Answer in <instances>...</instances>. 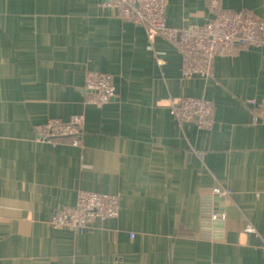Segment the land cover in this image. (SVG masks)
I'll return each instance as SVG.
<instances>
[{
	"label": "crops",
	"instance_id": "crops-1",
	"mask_svg": "<svg viewBox=\"0 0 264 264\" xmlns=\"http://www.w3.org/2000/svg\"><path fill=\"white\" fill-rule=\"evenodd\" d=\"M104 2L0 0V264H264V124L246 105L264 101V48L186 80L173 45ZM238 10L264 20V0H220ZM211 16L206 0L166 7L174 27ZM89 71L114 77L108 104L86 102ZM185 97L214 101L211 129L171 114ZM78 114L84 149L38 139L37 124ZM80 190L116 195L119 216L54 228Z\"/></svg>",
	"mask_w": 264,
	"mask_h": 264
},
{
	"label": "built area",
	"instance_id": "built-area-1",
	"mask_svg": "<svg viewBox=\"0 0 264 264\" xmlns=\"http://www.w3.org/2000/svg\"><path fill=\"white\" fill-rule=\"evenodd\" d=\"M213 16L202 24L186 27L170 26L166 20L168 0H105L108 6L124 21H130L146 28L151 38H158L173 45L182 57V78L186 80H208L218 57L235 52L239 47L264 48V20L253 11L238 10L233 13L220 11V0H206ZM86 102L103 106L111 102L117 87L111 74L89 71L85 75ZM253 110V123L264 124V101L255 98L246 100ZM171 114L178 120L195 123L198 127L211 129L215 123V103L209 98L185 97L170 104ZM85 124L83 115H73L68 120L49 119L35 126V133L43 143L59 144L70 139L71 143L84 149L82 134ZM204 159L205 156L199 153ZM219 196H226L231 190L216 188ZM120 200L116 195L80 190L75 205L57 209L51 219L54 228H70L86 232L95 222L117 218L120 214ZM214 220H225L224 213L214 212ZM247 233H256L248 225ZM264 255V244L261 247Z\"/></svg>",
	"mask_w": 264,
	"mask_h": 264
}]
</instances>
